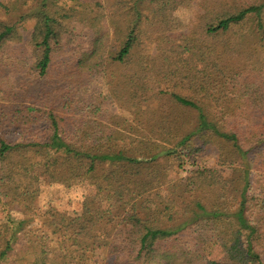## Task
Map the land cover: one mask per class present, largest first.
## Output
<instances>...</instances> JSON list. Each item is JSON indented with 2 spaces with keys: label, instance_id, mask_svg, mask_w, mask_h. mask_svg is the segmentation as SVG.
<instances>
[{
  "label": "trees",
  "instance_id": "1",
  "mask_svg": "<svg viewBox=\"0 0 264 264\" xmlns=\"http://www.w3.org/2000/svg\"><path fill=\"white\" fill-rule=\"evenodd\" d=\"M0 8V264H264V0ZM99 76L108 98L87 91ZM176 154L194 168L165 184ZM47 184L94 193L43 211Z\"/></svg>",
  "mask_w": 264,
  "mask_h": 264
},
{
  "label": "rangeland",
  "instance_id": "2",
  "mask_svg": "<svg viewBox=\"0 0 264 264\" xmlns=\"http://www.w3.org/2000/svg\"><path fill=\"white\" fill-rule=\"evenodd\" d=\"M4 4H9V0H0ZM18 4H22L18 3ZM12 16V15H11ZM10 16V17H11ZM7 13L3 8H0V18L6 19ZM194 17V7L191 2L183 3L177 10L172 14V20L175 24V27L179 31H186L193 22ZM14 19V17H11ZM16 18V16H15ZM147 83L154 91V83L151 77L146 78ZM89 94H92L94 97H109L108 88L104 82L103 77L99 76L93 80L87 87ZM108 109L111 112L119 113L121 115H126L125 112L119 108H115L113 105H109ZM189 120L191 115L187 117ZM187 120V119H186ZM187 126L189 123H186ZM196 145L200 146L202 149L199 151L195 157L198 165L211 166L215 167L218 163L219 148L215 143L203 145L200 140L196 141ZM164 163L168 164L167 174L164 178V183L168 184L171 182L179 181L182 178L187 176L188 170L194 168L192 160L194 157H190L188 164H184L186 171L182 170L181 163L183 162L180 155L176 154L173 156H167ZM191 167V168H190ZM94 193V187L84 186V187H64L63 185L54 184V185H45L43 192L39 199V208L41 210H47L49 208H55L59 211L67 212L69 215H78L82 210V202L84 198L88 195ZM2 216L0 211V217ZM211 252L206 258H203L202 261L212 262L215 261L221 254V248L217 242H212L210 244ZM238 255L234 254L233 257L236 258Z\"/></svg>",
  "mask_w": 264,
  "mask_h": 264
}]
</instances>
